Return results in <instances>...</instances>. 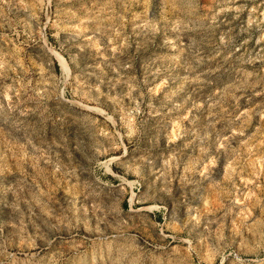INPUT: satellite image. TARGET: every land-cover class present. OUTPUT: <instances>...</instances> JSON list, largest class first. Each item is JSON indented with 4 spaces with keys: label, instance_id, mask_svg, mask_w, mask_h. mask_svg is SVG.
Returning <instances> with one entry per match:
<instances>
[{
    "label": "clouds",
    "instance_id": "9594fccd",
    "mask_svg": "<svg viewBox=\"0 0 264 264\" xmlns=\"http://www.w3.org/2000/svg\"><path fill=\"white\" fill-rule=\"evenodd\" d=\"M0 264H264V0H0Z\"/></svg>",
    "mask_w": 264,
    "mask_h": 264
}]
</instances>
